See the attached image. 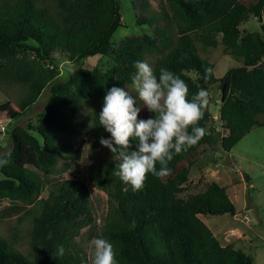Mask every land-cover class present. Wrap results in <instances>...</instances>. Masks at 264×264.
Masks as SVG:
<instances>
[{"label": "trees", "instance_id": "16d2710c", "mask_svg": "<svg viewBox=\"0 0 264 264\" xmlns=\"http://www.w3.org/2000/svg\"><path fill=\"white\" fill-rule=\"evenodd\" d=\"M139 6L143 12L136 24L151 26L153 33L125 36L113 45L112 34L123 25L119 0H0V83L19 91L16 110L8 100L0 103V116L8 115L11 126L10 148L0 155L10 154V163L0 167V201L22 203L31 223L26 254L0 233V264H91L93 250L77 241L83 227H93L95 217L89 180L106 196L98 236L114 245L118 264H253L241 249L222 245L198 216L235 214L226 188L211 180L183 197L190 165L179 164L203 144L218 141L229 152L253 126H264V25L243 34L239 27L251 15L261 20L264 0H162L159 12L148 0H140ZM218 45L238 62L219 83V118L226 134L215 140L205 107L199 126L206 135L174 156L160 188H153L157 177L149 174L144 187L134 191L116 175L113 154L99 142L110 138L98 119L106 92L131 87L134 63L141 61L157 77L161 67L179 75L189 98L201 88L209 93L216 82L215 66L201 53ZM56 55L74 65L65 76H60ZM94 55L110 57L111 67H84L83 59ZM207 68L212 74L205 80ZM45 89L48 106L36 124H15ZM137 102L146 109L145 119L152 118ZM87 103L92 104L88 128L78 117ZM84 133L99 150L87 180L60 178V157L78 160L87 140L76 143L75 137ZM137 144L131 140L129 151ZM60 245L63 255L58 254Z\"/></svg>", "mask_w": 264, "mask_h": 264}, {"label": "rangeland", "instance_id": "374dc122", "mask_svg": "<svg viewBox=\"0 0 264 264\" xmlns=\"http://www.w3.org/2000/svg\"><path fill=\"white\" fill-rule=\"evenodd\" d=\"M140 0H119L122 14L123 25L117 27L111 37L113 45H117L125 36L141 35L153 33V29L148 25H137L136 18L140 13ZM162 0H148L150 7L155 12H159V3ZM248 3L253 0H242ZM141 12H143L141 10ZM264 25V12L261 20L250 16L247 21L239 27L242 34L248 31L259 30L260 25ZM201 55L211 61L215 66L216 82L209 89L208 103L206 105L211 120L208 124L209 129H213L215 140L226 134V129L222 126L219 118V108L221 104L220 81L224 73L231 67L238 65L232 57L223 53L221 45L209 48ZM61 70L60 76H65L67 71L72 70L74 65L64 57L56 55ZM112 61L108 56L94 55L83 59V66L92 68L99 67L105 71L110 68ZM66 73V74H65ZM65 74V75H64ZM129 94L137 99V94L133 87L125 89ZM48 92L45 89L31 110L16 121L15 124L26 126L36 124L41 113H45ZM19 97V91L12 84L0 83V103L8 100L11 107L18 108L15 101ZM136 106L139 107L137 104ZM91 103H87L85 109L78 113L79 118H84L86 128L90 126L89 111ZM145 108H140L139 118L145 119ZM9 116H0V155L10 148V138L8 130L11 129ZM88 134L84 133L75 137L76 143L80 139H86L85 145L81 149L80 158L76 161L70 160L69 156H61L56 166L60 178L80 177L87 180L88 167L90 162L99 154L98 146L95 148L90 142ZM190 165L188 180L184 184L185 191L181 193L186 197L189 193L201 191L211 180H215L226 188L230 200L236 208L235 214H198L199 218L218 238L222 245L230 244L234 248L241 249L253 258V264H264V126H253L245 133L240 140L231 148L229 152H223L220 144L216 141L213 145L199 146L188 158L179 164V167ZM167 177L155 178L152 186L160 188ZM89 180V179H88ZM92 208L95 217L92 224L83 227L77 241L87 245L93 250L91 240L98 236L99 228L102 224V216L107 209L105 194L95 188L90 180L87 181ZM30 207V206H29ZM36 207V206H34ZM24 206L20 202L0 201V233L14 241V247L26 254L28 252V240L30 229V218L24 215ZM18 217H21L18 220Z\"/></svg>", "mask_w": 264, "mask_h": 264}, {"label": "clouds", "instance_id": "9594fccd", "mask_svg": "<svg viewBox=\"0 0 264 264\" xmlns=\"http://www.w3.org/2000/svg\"><path fill=\"white\" fill-rule=\"evenodd\" d=\"M134 68L130 80L137 99L125 88L112 87L104 96L98 119L100 126L110 133V138L102 137L99 142L113 154L116 175L138 191L149 174L157 178L168 176L172 171L168 165L174 156L206 135L199 122L204 117L209 93L201 88L189 98L186 82L173 71L161 67L157 77L152 67L141 61L135 62ZM211 74V68L205 69L204 79ZM138 100L154 114L152 118L138 119ZM133 139L138 142L137 149L129 151ZM9 163L10 154L0 157V167ZM90 243L91 264H118L109 240L97 236ZM63 251L60 245L58 254L63 255Z\"/></svg>", "mask_w": 264, "mask_h": 264}, {"label": "water", "instance_id": "95a60500", "mask_svg": "<svg viewBox=\"0 0 264 264\" xmlns=\"http://www.w3.org/2000/svg\"><path fill=\"white\" fill-rule=\"evenodd\" d=\"M223 100V87L221 88V101Z\"/></svg>", "mask_w": 264, "mask_h": 264}]
</instances>
